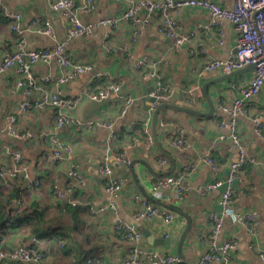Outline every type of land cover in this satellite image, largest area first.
<instances>
[{
	"label": "crops",
	"instance_id": "1",
	"mask_svg": "<svg viewBox=\"0 0 264 264\" xmlns=\"http://www.w3.org/2000/svg\"><path fill=\"white\" fill-rule=\"evenodd\" d=\"M51 1L4 0V3L9 9L22 14V24L28 29V49H42L66 41V49L73 61L91 64L90 71L59 86L65 98L76 100L69 112L82 125L72 123L56 128L54 110L49 106L18 114L19 127L34 131L36 137L17 139L7 134L1 137V143L20 151L31 167L32 179H21V194L10 196L12 204H8L9 211L14 213L21 204L22 208L35 204L45 213L44 218L54 220L46 222L45 228L50 225L53 229H64V236L68 237L67 248L59 247L55 240L52 243L46 241V264H85L88 257L105 264L124 262L132 242L121 237L115 225L120 219L133 222L135 210L142 207V197H146L138 187L130 166L121 167L115 156L125 152L132 161H148L157 172L170 170L171 159L158 149L156 143L152 148H147L144 143L143 121L151 113L148 110V95L158 89L157 85H166L173 90L169 102L207 113L211 105L204 86L210 83L208 92L215 104L213 115L202 116L170 107L162 109L159 114L158 121L162 119L166 122L164 127L158 122L159 140L177 163L173 175H183L181 192L177 187L170 186L160 189L156 194L154 184L164 176L153 175L141 162L135 164L140 183L149 194L183 210L191 217L192 225L183 245L184 257L181 261L184 264H198L208 248V235L213 227L211 215L221 211V193L229 185L226 179L232 162L239 155L230 137V127H220L223 120H229V115L222 110L221 105L232 103L239 96L241 88L247 86L255 74V67H247L230 77H225L226 74L220 70H204L208 60L228 59L231 56L237 37L234 25L224 19L214 25V17L209 10L190 7L183 12L179 24L181 31H193L194 39L178 50L173 48L172 40L159 31V16L156 14L148 25L139 27V33L138 27L123 20L115 26L98 24L91 37L68 39L69 21L58 12H53L55 9L51 7ZM215 1L227 7L234 4V0ZM77 2L80 3V0ZM128 4L126 0H98L94 11H82L81 14L84 20L99 23L109 16L120 17ZM33 20L40 24L51 20L54 36L44 35L32 28ZM12 22L0 10V128L4 126L5 117L23 102H33L47 91L55 89L56 85L42 81L41 77H58L63 73V68L55 60L36 64L34 74L38 88L29 96L18 85L20 75L14 67L1 70L4 55L17 46V34ZM142 58H147L149 63L139 67L137 61ZM152 70L157 71V77L149 75L148 72ZM108 81L120 83L121 95L134 99L125 114H122L124 102L115 93L101 101L88 98V91L96 92ZM149 90L151 93L146 94ZM246 108V113L239 117L238 132L247 151L264 159V135L256 132L255 121L258 119L264 131V87L257 97L247 102ZM151 114L153 121L154 112ZM180 127L186 129L192 143L184 151L172 144ZM113 132H116L115 137L110 139ZM52 134L59 135L72 147V152L66 155L64 161L56 164H51L47 158L53 151L49 142ZM207 153L212 154L216 169L204 160L203 156ZM107 156L116 174L124 179L118 195L107 191L105 176L99 170V165ZM162 159L167 162H160ZM4 161L6 157L0 156L1 165H4ZM71 163L77 164L86 184L76 185L75 196L82 204L75 206L70 203L73 207H66L69 201L55 195L54 184L60 181L64 187L67 185L66 176ZM190 165H193L194 170L189 173L187 167ZM38 179L41 182L35 185L34 181ZM216 180L224 182L220 187L202 193L201 189L207 183ZM232 185L235 209L241 213L258 210L261 223L256 234L251 235L244 225L225 216L217 240H236L235 248L228 255L229 264H264L259 255V248H264V173L261 166L248 164ZM109 202L117 206V213L97 212L100 206ZM158 206L170 211L165 206ZM174 213L175 220L170 223L157 217L138 223L144 234L143 244L146 249L178 255L177 245H156L145 235V231H148L154 237L180 236L188 220L180 213ZM34 234L32 227L27 224L13 227L0 233V247L10 249L30 244Z\"/></svg>",
	"mask_w": 264,
	"mask_h": 264
},
{
	"label": "built area",
	"instance_id": "2",
	"mask_svg": "<svg viewBox=\"0 0 264 264\" xmlns=\"http://www.w3.org/2000/svg\"><path fill=\"white\" fill-rule=\"evenodd\" d=\"M97 1L80 0V3L77 0L51 1V7L69 21L68 39L91 37L98 24L115 26L123 20L138 27L137 33H139V27L148 25L152 17L156 14L159 16V31L169 37L173 42V48L178 50L184 45L191 43L195 34L193 31L185 32L180 30V17L186 8L201 7L209 10L213 15L214 20L212 24L216 25L223 19L228 20L232 22L237 31L236 44L231 56L228 59L208 60L204 65V70H220L224 74H230L249 65H255L254 77L247 86L241 88L239 96L232 103L221 105L222 110L229 115V120H223L220 127H230V137L236 144L239 155L238 159L231 164V171L226 179L229 185L221 193V211L211 215L213 227L208 235V248L198 262V264H229L228 255L235 248L237 242L234 238L224 242L217 240V235L222 230L225 216L229 217L235 223L244 225L251 235L256 234L257 228L261 223L258 210L241 213L235 209L233 205L234 189L232 183L236 177L241 175L244 167L250 163L261 166L262 172L264 173V159L250 154L247 151L244 141L238 132V120L241 115L246 113L247 102L257 97L264 87V0H234L232 7L222 6L215 0H126L129 4L120 17L109 16L100 20L99 23L84 20L81 12L94 11ZM0 10L7 19L13 21L12 27L17 34V46L14 50L6 52L1 70L14 67L20 75L18 85L24 88L27 95L30 96L38 88L34 74L36 64L49 63L55 60L63 68V73L58 77H41L42 81L56 85L55 89L47 91L42 97L33 102H23L17 109L5 117L4 126L0 128V156L6 157L4 165H0V181L3 186L9 188L12 185L11 179L31 180V167L29 162L23 158L20 151L11 149L9 145L1 143L2 135L7 134L17 139H34L36 137L34 131L23 130L19 127L18 114L35 109H43L48 106L54 110L56 128H61L72 123L82 125V122L77 121L69 112V108L75 104L76 100L65 98L63 90L59 86L73 80L82 73L90 71L92 66L91 64H81L73 61L66 49V41L42 49H28L26 46L28 29L22 24V14L19 11L9 9L4 3V0H0ZM31 27L44 35L54 36L51 20H46L43 24H40L37 20H33ZM148 63L147 58H142L137 61L139 67L145 66ZM152 66L155 67V64ZM148 73L152 77L158 76L155 70L149 71ZM172 92L173 90L166 85H162V87L158 86V89L151 94L156 99L150 108L151 113L154 112L160 103L169 100ZM113 93L119 95L120 100L124 102L122 114H125L133 104L134 99L121 95L120 83L108 81L98 91H88L87 96L91 100L101 101L109 98ZM151 113L143 121L145 132L144 143L147 148H152L155 144ZM255 121L257 124L256 132L259 135H264L258 119ZM158 122L163 127L166 125V122L162 119ZM115 133L113 132L111 134L110 139L115 137ZM222 137L224 138L225 136L223 135ZM49 142L53 151L47 158L51 164L64 161L66 155L72 152L71 145L57 134H52ZM172 144L183 151L192 146L184 127L178 129L175 138L172 139ZM115 158L121 167H128L132 161L131 157L125 152L117 153ZM203 158L214 169L217 168L212 154L207 153ZM160 162L165 163L167 160L162 159ZM99 170L105 176V187L107 191L112 195H118L122 190L124 179L116 174L115 168L109 163L108 156L99 165ZM187 170L189 173L192 172L194 170L193 165L187 167ZM182 179V174L164 176L154 184V191L158 194L160 189L174 186L181 192L183 189ZM40 182L41 180L38 179L34 181V184L39 185ZM223 182L222 180H216L207 183L201 189L202 193L220 187ZM66 183L67 185L64 187L60 181L55 182V195L59 199L66 198L69 203L75 206L81 205L82 201L75 196L76 185L84 186L86 181L76 163H71L68 167ZM106 211L117 213L118 209L112 202L103 204L97 209L98 213H105ZM155 217L170 223L175 220V213L162 209L157 204L142 197V207L135 210L133 222H128L123 219L118 220L115 225L117 233L132 242L127 259L120 264H174L181 261V258L176 254L162 253L145 248L143 244L144 234L138 223L144 219ZM45 242V239L34 234L30 244H21L10 249L0 247V264L6 258L21 261L25 264H42ZM259 255L264 263V248H259ZM85 264L105 263L93 257H88Z\"/></svg>",
	"mask_w": 264,
	"mask_h": 264
},
{
	"label": "water",
	"instance_id": "3",
	"mask_svg": "<svg viewBox=\"0 0 264 264\" xmlns=\"http://www.w3.org/2000/svg\"><path fill=\"white\" fill-rule=\"evenodd\" d=\"M53 12H56L55 10ZM247 67H255V65H249ZM245 67V68H247ZM245 68L243 69H240L238 71H234L230 74H226L225 77H230L232 76L233 74L235 73H238L239 71H243L245 70ZM210 83H207L205 86H204V91H205V94H206V97L211 105V110L210 112H207V113H203L201 111H198V110H195L191 107H188V106H185V105H182V104H176V103H171L169 102V100L167 101H164L162 103H160L158 105V107L154 110V115H153V121H152V129H153V135H154V139H155V143L158 147V149L163 153L165 154L166 156H168L171 161H172V168L168 171H165V172H157L153 169L152 165L144 160V159H134L133 161H131V163L129 164L130 166V169H131V172L134 176V179L138 185V187L140 188V190L142 191V193L145 195V197L150 200L151 202L157 204V205H162V206H165L167 207L171 212H178L180 213L181 215L185 216L186 219L188 220V225L185 229V231L180 235V236H177V235H173L172 237H154L152 235V233L148 232V231H145V235L149 238V240L156 244V245H161V246H170L171 244L172 245H177V248H178V256L180 258H183L184 257V253H183V245H184V242L187 238V235L190 231V228H191V225H192V219L191 217L186 213L184 212L183 210L173 206V205H170L166 202H163L155 197H153L151 194H149L144 188L143 186L141 185L140 183V180H139V177L135 171V164L137 162H141L143 163L144 165H146V167H148V169L150 170V172L153 174V175H158V176H168V175H171L175 172L176 168H177V163L174 159V157L167 153L165 151V149L163 148V146L161 145V142L159 140V134H158V120H159V114L161 112L162 109L164 108H175V109H178V110H181V111H184V112H188V113H193V114H198V115H202V116H211L214 114L215 112V104L212 102L211 100V97L209 95V92H208V87H209ZM158 87V85L156 86ZM151 91L149 90L146 94H150ZM155 97L152 96V95H148V98H147V104H148V110L150 109V107L152 106L151 104L155 101ZM141 229V228H140ZM145 230V229H143ZM174 264H184V262L180 261V262H177V263H174Z\"/></svg>",
	"mask_w": 264,
	"mask_h": 264
},
{
	"label": "trees",
	"instance_id": "4",
	"mask_svg": "<svg viewBox=\"0 0 264 264\" xmlns=\"http://www.w3.org/2000/svg\"><path fill=\"white\" fill-rule=\"evenodd\" d=\"M145 138V133H143ZM1 165V164H0ZM21 179H14L11 181V187L7 188L3 185L0 187L2 196H0V233L7 232L8 229L13 227L22 226L27 224L32 227V231L38 235L40 238L45 239L46 241H50L51 243L55 240L59 247L67 248L68 246V237L64 236V229L61 227H57L53 229L52 227L45 228V223L49 221L53 222L54 220H48L45 217V213H43L35 204H30L27 207H23V204L19 206L20 208L17 209L14 213H11L8 209V204H12L10 202V196H20L22 185ZM6 196V198L4 197ZM19 198V197H18ZM6 200V202H4ZM18 200V199H17ZM65 205H62L64 207ZM71 205L69 202L66 203V207H70ZM38 225V227H36ZM49 242V243H50ZM45 250L43 260L41 261L42 264L45 263V258L47 254V247H44ZM88 259V258H87ZM86 259V261H87ZM85 261V262H86ZM1 264H25L24 262L11 260V259H4L2 260ZM28 264V263H27ZM33 264V263H29Z\"/></svg>",
	"mask_w": 264,
	"mask_h": 264
}]
</instances>
